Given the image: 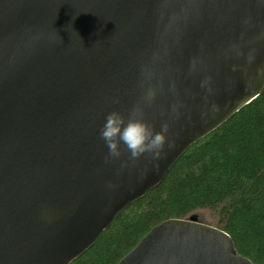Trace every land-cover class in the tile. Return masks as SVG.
<instances>
[{
	"label": "water",
	"instance_id": "95a60500",
	"mask_svg": "<svg viewBox=\"0 0 264 264\" xmlns=\"http://www.w3.org/2000/svg\"><path fill=\"white\" fill-rule=\"evenodd\" d=\"M263 88L264 0H0V264H69ZM134 107L169 142L106 159L105 116ZM116 264L253 263L191 217Z\"/></svg>",
	"mask_w": 264,
	"mask_h": 264
},
{
	"label": "trees",
	"instance_id": "16d2710c",
	"mask_svg": "<svg viewBox=\"0 0 264 264\" xmlns=\"http://www.w3.org/2000/svg\"><path fill=\"white\" fill-rule=\"evenodd\" d=\"M195 217L264 264V88L178 157L163 180L118 212L69 264H116L159 222Z\"/></svg>",
	"mask_w": 264,
	"mask_h": 264
},
{
	"label": "clouds",
	"instance_id": "9594fccd",
	"mask_svg": "<svg viewBox=\"0 0 264 264\" xmlns=\"http://www.w3.org/2000/svg\"><path fill=\"white\" fill-rule=\"evenodd\" d=\"M99 137L108 150L106 159L119 158L123 146L133 161L145 154L154 159L159 158L169 142L167 124L161 125L159 131L155 130L136 107L127 115L119 111L109 112L100 127Z\"/></svg>",
	"mask_w": 264,
	"mask_h": 264
}]
</instances>
